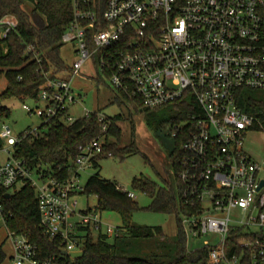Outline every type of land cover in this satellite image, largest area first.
<instances>
[{
    "label": "built area",
    "instance_id": "1",
    "mask_svg": "<svg viewBox=\"0 0 264 264\" xmlns=\"http://www.w3.org/2000/svg\"><path fill=\"white\" fill-rule=\"evenodd\" d=\"M73 11L61 38L63 44L73 43V63L42 68L45 81L39 85L36 106L23 107L41 117L45 126L52 121L73 123L77 119L69 112L79 94L72 80L90 58L97 59L110 88L128 100L129 108L189 101L184 123H176L173 132L183 138L176 177L179 225L187 245L215 233L220 235L216 245L206 240L201 246L209 248V264H243L231 243L245 249L253 264L258 259L264 264V186L258 190L264 155L257 159L246 148L255 118L237 100L240 89H264V0H73ZM1 22L7 25L5 35L18 20L6 15ZM36 59L43 62L39 54ZM93 112L87 110L84 116ZM96 115L101 134L79 146L67 176L62 167L51 173L48 167L33 169L15 157V144L41 132L26 129L14 136L3 123L0 216L6 222L3 193L12 194L19 183L30 184L40 224L62 248L61 255L41 257L28 234L9 230L13 264H69L77 259L64 251L84 250L87 239L103 229L97 206H79L85 190L80 177L104 151L110 127L108 116ZM258 130L264 131V125ZM118 188L135 198L133 191ZM236 207L244 214L242 220L232 218Z\"/></svg>",
    "mask_w": 264,
    "mask_h": 264
},
{
    "label": "trees",
    "instance_id": "2",
    "mask_svg": "<svg viewBox=\"0 0 264 264\" xmlns=\"http://www.w3.org/2000/svg\"><path fill=\"white\" fill-rule=\"evenodd\" d=\"M102 3L105 0H100ZM26 2L33 4L30 11L25 8ZM6 15L15 16L18 23L14 29L3 34L7 25L1 22ZM74 17L73 0H0V75L7 79V86L0 93V122L11 115L10 107L3 101L11 97L38 100L39 85L45 81L42 68L48 70L51 65L65 68L60 55L63 45L61 38ZM29 46L34 51H29ZM36 54L43 58L40 63ZM252 89H240L238 104L246 112L254 116L252 129L258 130L260 123L264 125V94L256 95ZM119 96L117 95L116 98ZM123 97V96H122ZM127 104V99L124 97ZM183 107L181 116L188 115L189 101L175 103ZM137 107V105H135ZM94 111L91 116L77 118L71 124L49 122L42 124L45 131L38 135L28 136L14 145V155L24 159L33 169L48 167L53 173L62 167L64 174H70L69 167L74 166L80 145H86L101 134V122ZM110 118L104 151L98 158L113 156L125 157L137 149L133 145L122 144L123 130L119 125L122 114ZM176 118H172L171 127L174 132ZM23 133V132H22ZM21 133V134H22ZM175 147L170 153L173 169L177 173L182 156L180 146L183 138L174 136ZM2 140L0 139V145ZM96 172L91 174L85 184L84 193L97 196V207L101 210L119 211L122 216V226L111 236L107 230H101L95 238L90 236L84 247V256L79 259L84 264H209V248L199 247L189 250L185 235L178 225L177 238L165 235L161 226L138 225L133 222L132 214L139 209L135 198L128 196L126 191L118 188V184L100 174V163L94 162ZM55 173V172H54ZM133 186L141 189L151 197L149 209L176 213L178 216L180 204L172 186L158 185L144 177H136ZM3 193V202L7 213L6 223L11 231L28 234L37 244L40 256L61 255L59 241L49 239L40 224V213L35 189L28 183L16 189L10 197ZM184 208V207H183ZM160 238V251L141 256L127 250V244L133 240ZM264 239V236L262 237ZM232 250L242 254L241 263L253 264L245 249L231 243ZM231 250V251H232ZM5 253L0 247V262ZM66 258H70L66 256ZM256 264H261L260 259Z\"/></svg>",
    "mask_w": 264,
    "mask_h": 264
},
{
    "label": "rangeland",
    "instance_id": "3",
    "mask_svg": "<svg viewBox=\"0 0 264 264\" xmlns=\"http://www.w3.org/2000/svg\"><path fill=\"white\" fill-rule=\"evenodd\" d=\"M33 4L26 2L25 8L30 11ZM73 43L63 44L60 55L63 61L71 65L75 59L76 53ZM98 74V76H97ZM7 86V79L0 75V93ZM72 89L78 95V101L70 108V114L75 119L85 115V112L96 111L102 112L108 117L116 114H122L119 125L123 130L122 144L133 145L137 150L127 154L125 157L107 156L99 159L100 174L108 179L115 181L119 186L135 193V200L139 204V209L132 214V220L138 225L161 226L165 235H173L177 238L179 216L176 213H167L164 211H154L148 208L151 203V197L141 189L133 186V179L136 177L148 178L155 181L158 185H166L169 183L174 189V193L179 191V183L176 177L175 169H173L170 153L175 147L176 138L172 134V118H176L177 123L183 124L185 119L181 116L183 107L180 104L168 103L164 106L149 109L140 106L129 108L122 96L114 98V91L110 88L109 77L98 69L97 59L90 58L84 64L81 72L72 80ZM253 90V89H252ZM253 94H264V89H255ZM117 96V95H116ZM3 104L10 107L11 115L9 118L0 122V129L3 123L9 125L12 135L18 136L26 129L37 128L41 133L46 129L40 127L42 119L35 113L28 112L23 104L35 107L33 100L20 97H11L3 101ZM5 147L13 148L5 142ZM246 148L249 153L260 159L264 155V131L253 130L247 134ZM5 158V154H1ZM96 172L95 167L84 170L80 177V182L85 185L89 176ZM264 176V170L261 174ZM22 183L17 184L16 188L20 189ZM98 203L95 194L83 193L79 196V206L87 208L94 207ZM232 218L242 220L244 214L238 207L233 208L231 212ZM102 220L104 222L103 230H109V234L114 236L118 232V227L122 226V216L119 211L104 210L101 211ZM111 225L107 229V225ZM9 228L5 220L0 216V247L5 253V258L0 264H13L11 255L13 253V243L9 236ZM99 231L94 232L96 238ZM168 236V235H167ZM219 234L209 233L188 242V249L194 250L205 245L207 240L210 244L216 245L219 241ZM162 239L153 238L146 240H133L127 244V250L141 256L158 252ZM159 245V246H158ZM69 264H84L79 259L70 260ZM222 264H228L224 262Z\"/></svg>",
    "mask_w": 264,
    "mask_h": 264
},
{
    "label": "water",
    "instance_id": "4",
    "mask_svg": "<svg viewBox=\"0 0 264 264\" xmlns=\"http://www.w3.org/2000/svg\"><path fill=\"white\" fill-rule=\"evenodd\" d=\"M264 186V178L261 180L260 185L258 187V190H260ZM11 193H7V197H10ZM85 251L84 250H77V251H64V254L69 255L76 259H81L84 256Z\"/></svg>",
    "mask_w": 264,
    "mask_h": 264
},
{
    "label": "crops",
    "instance_id": "5",
    "mask_svg": "<svg viewBox=\"0 0 264 264\" xmlns=\"http://www.w3.org/2000/svg\"><path fill=\"white\" fill-rule=\"evenodd\" d=\"M97 76H98V74H97ZM113 95H114V96H113L114 98H116V97H117V96H116V94H115V92H114V94H113ZM99 159H100V158H97V160H98V161H99ZM166 234H167L168 236H170V237H173V236H174V234H173V235H169L168 233H166Z\"/></svg>",
    "mask_w": 264,
    "mask_h": 264
}]
</instances>
